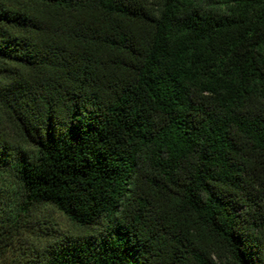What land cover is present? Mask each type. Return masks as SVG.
<instances>
[{"label": "trees", "instance_id": "trees-1", "mask_svg": "<svg viewBox=\"0 0 264 264\" xmlns=\"http://www.w3.org/2000/svg\"><path fill=\"white\" fill-rule=\"evenodd\" d=\"M0 264H264V0H0Z\"/></svg>", "mask_w": 264, "mask_h": 264}, {"label": "rangeland", "instance_id": "rangeland-1", "mask_svg": "<svg viewBox=\"0 0 264 264\" xmlns=\"http://www.w3.org/2000/svg\"><path fill=\"white\" fill-rule=\"evenodd\" d=\"M57 222L59 224V228H61L62 230H69L70 229V226L68 225V223L62 219V218H59L57 217Z\"/></svg>", "mask_w": 264, "mask_h": 264}]
</instances>
